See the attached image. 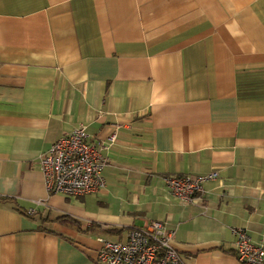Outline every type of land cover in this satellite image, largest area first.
Wrapping results in <instances>:
<instances>
[{"label": "crops", "instance_id": "obj_1", "mask_svg": "<svg viewBox=\"0 0 264 264\" xmlns=\"http://www.w3.org/2000/svg\"><path fill=\"white\" fill-rule=\"evenodd\" d=\"M80 124L106 185L51 193L41 156ZM154 220L188 264H242L235 227L264 247V0H0V264H100Z\"/></svg>", "mask_w": 264, "mask_h": 264}, {"label": "built area", "instance_id": "obj_2", "mask_svg": "<svg viewBox=\"0 0 264 264\" xmlns=\"http://www.w3.org/2000/svg\"><path fill=\"white\" fill-rule=\"evenodd\" d=\"M117 139L116 133L110 142ZM107 145L91 140L87 126L80 124L67 135L52 142L41 156V170L51 193L83 195L104 188L107 158L102 151ZM218 176L214 171L205 175L170 176L166 178L172 194L189 201L203 191V184ZM174 229L159 220L127 232L125 241L101 239L97 259L100 264H188L173 246ZM233 250L242 264H264V247L253 242L245 228H233Z\"/></svg>", "mask_w": 264, "mask_h": 264}, {"label": "trees", "instance_id": "obj_3", "mask_svg": "<svg viewBox=\"0 0 264 264\" xmlns=\"http://www.w3.org/2000/svg\"><path fill=\"white\" fill-rule=\"evenodd\" d=\"M35 212H27L26 214L30 215L31 217L33 216Z\"/></svg>", "mask_w": 264, "mask_h": 264}]
</instances>
